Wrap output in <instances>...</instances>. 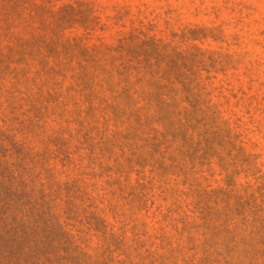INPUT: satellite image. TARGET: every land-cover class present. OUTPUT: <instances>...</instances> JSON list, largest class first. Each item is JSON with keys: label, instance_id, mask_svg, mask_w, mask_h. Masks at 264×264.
I'll use <instances>...</instances> for the list:
<instances>
[{"label": "rangeland", "instance_id": "374dc122", "mask_svg": "<svg viewBox=\"0 0 264 264\" xmlns=\"http://www.w3.org/2000/svg\"><path fill=\"white\" fill-rule=\"evenodd\" d=\"M0 264H264V0H0Z\"/></svg>", "mask_w": 264, "mask_h": 264}]
</instances>
